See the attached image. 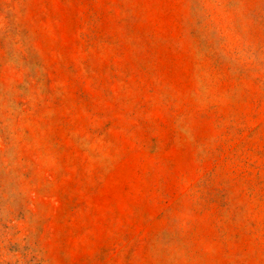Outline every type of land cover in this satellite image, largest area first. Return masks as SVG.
Returning <instances> with one entry per match:
<instances>
[{
	"label": "rangeland",
	"instance_id": "374dc122",
	"mask_svg": "<svg viewBox=\"0 0 264 264\" xmlns=\"http://www.w3.org/2000/svg\"><path fill=\"white\" fill-rule=\"evenodd\" d=\"M0 264H264V0H0Z\"/></svg>",
	"mask_w": 264,
	"mask_h": 264
}]
</instances>
